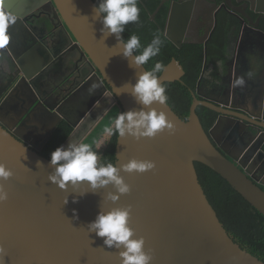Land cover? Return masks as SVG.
<instances>
[{"label": "water", "instance_id": "95a60500", "mask_svg": "<svg viewBox=\"0 0 264 264\" xmlns=\"http://www.w3.org/2000/svg\"><path fill=\"white\" fill-rule=\"evenodd\" d=\"M259 1L256 0V4ZM30 3L36 5L30 12L24 4L22 12L7 4L18 14L16 24L22 23L23 27H9L10 40L0 48L4 50L0 62L5 68L20 67L22 71L1 94L5 98L0 104V112L20 94L23 86L32 87L34 79L44 75L57 61L61 60L63 70L70 69L71 65L77 67L79 62H86L87 68L81 69L79 76L71 78L68 87L61 82L54 89L51 94L57 98L54 105L45 100H34L15 129L0 117V163H5L14 172L11 178L3 181L9 191V199L0 203V245L6 250L4 264H121L119 251L106 248L104 238L89 232L87 227L101 206L110 208L117 205L131 206V227L137 236L145 238V248L153 255L151 264H264L229 234L210 203L195 166V162H201L215 170L264 214V189L248 175L246 166L241 164L240 168L214 145L197 113L198 106L203 104L224 114V106L227 105L223 102L209 103L194 95L186 120L167 101L157 103L153 107L165 111L175 122L173 133L165 130L155 138L140 140L118 135L115 163L123 164L133 158L148 159L155 161L156 167L144 173L122 171L131 185V192L122 195L116 205L105 199L109 191L115 190L112 185L97 190L87 189L86 185L77 190L71 187L62 190L49 181L52 171L50 158L41 151L62 120L73 128L63 143L66 145L69 140L81 142L90 133L88 129L91 128L80 130L92 117V109L103 92H107L123 111L140 108L141 105L129 93L119 88L127 82L135 83L138 73L148 69L146 66L140 69L129 66V61L118 54L120 47L116 46L115 34L104 38L102 23L93 18L97 6L94 0H29ZM39 7L50 14L41 19V15H36ZM254 10L264 15V9L257 7ZM181 20L183 17L179 18L174 5L166 36L177 46L182 44L172 32L180 30ZM25 29L48 50L47 58L34 59L35 49L20 57L17 52L15 57L14 45L16 48L25 45L20 36L26 32ZM75 49L80 54L78 60L74 58ZM206 63L207 59L202 76ZM184 74L183 65L173 57L158 77L161 83L175 82ZM94 81L98 83L99 90H92L86 101H78L77 98ZM75 99L80 106L75 105L76 113L72 115L69 104ZM254 103L252 100L251 105ZM39 111L45 117L55 118L41 146L18 132V128L29 121V116ZM243 114L245 154H254L257 150L262 156L264 136L254 141L255 131L261 124L254 122L255 114L249 110L243 109ZM38 161L43 165L38 166ZM66 197L68 202L64 203Z\"/></svg>", "mask_w": 264, "mask_h": 264}, {"label": "flooded vegetation", "instance_id": "af4514ba", "mask_svg": "<svg viewBox=\"0 0 264 264\" xmlns=\"http://www.w3.org/2000/svg\"><path fill=\"white\" fill-rule=\"evenodd\" d=\"M156 2H158V7L151 11L152 19L156 18L161 8H166L165 5H167L165 36L168 32L169 17L174 5L179 13V18L183 17L180 22V30L172 32L182 45L177 46L166 36L169 41L179 48H182L186 43L195 46L202 45L203 47L202 70L207 59L206 71L203 76L201 71L195 86L190 89L193 100L195 95L201 101L209 103L220 101L227 105L224 106V114H220L203 104L198 106V108L210 109L217 114L213 124L207 125L203 122L211 141L240 168H242L241 164L246 166L245 170L248 171V175L264 189V155L259 156L257 150L254 154H245V143H243L245 141L243 109L255 114L254 122L261 124L258 125L260 129L255 131L254 141L264 136V120L262 119L264 118V15L254 10L257 7L264 9V0H260L258 4H256V0L138 1L143 5L142 10L146 11ZM48 14L50 13L41 7L36 10V15H41V19L46 18ZM186 18L188 19L185 20ZM16 23L11 27L17 25ZM22 27V23L17 25V29ZM220 32L222 33L218 38ZM39 33L41 34V30ZM65 41L66 38L64 43ZM14 46V55L17 57V52L20 50L16 48V45ZM3 51L0 49V59L4 57V54L1 53ZM61 65V60L57 61L44 75L34 79L32 87L25 85L24 88L23 86L26 91H23L22 88L20 94L13 97L1 110V112H8L10 118L4 120L14 129L18 126L16 125L18 121L23 119V114L34 100H45L53 105L56 103L57 98L52 97L51 94L61 82L64 83L63 78H57L59 74L56 69L58 67L62 69ZM21 71L20 67L5 68L0 62V104L5 98V95L1 97V94ZM61 71L63 72V70ZM249 74L251 75L249 76ZM241 76L245 78V86L233 87V81ZM17 80H19V76H17ZM23 83L21 82V84ZM68 86L69 84H67ZM22 94H24V98ZM252 100H255L254 105H251ZM28 120L27 123H23L18 128V132L27 137L33 144L41 146L44 136L49 134L55 118L53 116L45 117V114L39 111L33 112ZM32 121H40L43 130ZM63 122L66 121L62 120L54 130L52 137ZM50 140L42 149V154H44L45 147Z\"/></svg>", "mask_w": 264, "mask_h": 264}, {"label": "clouds", "instance_id": "9594fccd", "mask_svg": "<svg viewBox=\"0 0 264 264\" xmlns=\"http://www.w3.org/2000/svg\"><path fill=\"white\" fill-rule=\"evenodd\" d=\"M93 18L102 23L101 32L105 39L115 34L116 46L120 47L118 54H122L129 61L130 67L140 69L160 53L164 41L159 33L147 46L141 44L136 34H131L126 40L122 35L127 25L139 22L138 0H98ZM17 19L18 14L7 6L6 0H0V48L9 43L8 29L17 22ZM163 71L164 63L157 61L151 70L139 72L135 83L127 82L119 88L129 93L141 107L122 111L114 119V126L105 129L109 137L118 134L119 137L131 136L140 140L155 138L165 130L169 133L175 131V122L168 118L167 113L153 107L157 103H166L168 99L166 88L157 75ZM245 83V78L241 76L233 81L232 86L243 87ZM96 87L98 85L93 84L89 91ZM37 165H43V162L38 161ZM49 166L52 168L48 176L49 181L62 190L70 187L77 190L81 185H86L87 189L97 190L112 185L115 190L109 191L105 199L116 205L122 195L131 192V185L121 172L144 173L154 169L156 163L153 160L136 158L123 164L103 162L100 154L94 151L89 143L69 140L66 145H60L51 153ZM13 175L11 168L5 163H0V203L9 199V191L3 181H7ZM67 202L68 197L64 203ZM130 218L131 206L117 205L110 208L101 206L96 218L88 224V231L104 238L103 244L106 248L118 250L121 264H151L153 255L145 248V238L137 236L131 227ZM5 251L3 245H0V264H4Z\"/></svg>", "mask_w": 264, "mask_h": 264}, {"label": "trees", "instance_id": "16d2710c", "mask_svg": "<svg viewBox=\"0 0 264 264\" xmlns=\"http://www.w3.org/2000/svg\"><path fill=\"white\" fill-rule=\"evenodd\" d=\"M94 1L96 4L98 3V0ZM138 6L140 8L139 22L127 25L123 37L126 40L131 34H136L139 36L141 44L147 46L156 34L161 35L164 43L160 53L151 58L145 66L151 70L157 61H162L166 66L173 57L181 62L185 70L183 78L175 82L166 81L162 84L166 88L167 102L180 117L186 120L193 102L190 89L195 86L202 71L203 47L186 43L182 48H179L166 38L164 30L167 5H165L166 8H161L159 15L154 19L151 18V11L158 7V2L150 6L147 11L142 10L143 5L140 3ZM161 73L157 75L159 76ZM197 113L201 117L202 123H207V125L213 124L217 118V114L210 109L200 107L197 109ZM72 129L70 124L63 122L46 145L43 155L50 158L51 153L65 142ZM100 136V133H96L92 141L97 142ZM117 137L118 134L111 136L100 153L101 161L116 162ZM195 166L205 193L229 234L243 249L264 262V214L215 170L201 162H195Z\"/></svg>", "mask_w": 264, "mask_h": 264}, {"label": "crops", "instance_id": "0c3cea01", "mask_svg": "<svg viewBox=\"0 0 264 264\" xmlns=\"http://www.w3.org/2000/svg\"><path fill=\"white\" fill-rule=\"evenodd\" d=\"M6 4L13 6L19 12H22L25 9V6H27V8L29 7V10H28L29 12L32 11L33 6H36L32 3L29 4V0L24 1V3L22 2V0H6ZM27 30L28 29H25L26 32L21 33V35H20L21 41L25 42V45H21V47L19 48V50H20L19 57L21 56V54L24 55V53L29 52V51H30V53H32L34 51L33 49H35V52L33 54L34 59L39 61L42 58H47L48 57V53H47L48 50L43 45H41L40 43H37V41L32 38L31 34L28 33ZM74 58H75V60H78V58H80V54L76 49H75ZM83 68H87L86 62H79V66H77V67L75 65H71L70 69H66V70H63V69L58 67V69H56L58 74H59L57 78H59V79L63 78L64 83L69 84L72 81L71 78H73L75 76H79L78 72ZM61 70H63V72ZM94 82L95 83H93V84L98 85V83L96 81H94ZM93 84H91L88 89L86 88L85 92H83L81 94V96H79L77 98V100L81 99V101H86L87 97L92 93V91L90 92L89 90L92 88ZM80 85H81V80L79 81V87H80ZM94 90H99V85ZM96 93H98V91ZM78 101H76V99H75L74 101L71 102V104H69L70 105V108H69L70 114L74 115L76 113L75 112V109H76L75 105L77 104L78 106H80L78 104ZM92 111H93L92 117L89 120L85 121L80 132H82L88 128H91L90 130L88 129V131L90 133H88V135L82 140L83 142H85L90 136H92V138H93V136L96 133L101 134L100 139L97 142L99 147H96V149L94 150L100 154L102 152V150L105 148L106 144L109 142V139L111 138L107 135V133L105 131V129H106V127H104L105 121L108 119L107 122L110 121L111 127H113L114 126V119L121 113V109H120L119 105L113 101V99L110 97V95H108L107 92H103L101 97L98 99L97 103L94 105V108L92 109ZM0 117L3 119H9L10 118L8 112H3V111L0 113ZM32 122L34 124L38 125V127L41 130H43V128H42L43 126L40 123V121H32ZM110 122L108 124H110ZM77 140H78V138H77ZM72 142H75V141L73 140ZM77 143H79V141ZM97 143H96V145H97Z\"/></svg>", "mask_w": 264, "mask_h": 264}, {"label": "rangeland", "instance_id": "374dc122", "mask_svg": "<svg viewBox=\"0 0 264 264\" xmlns=\"http://www.w3.org/2000/svg\"><path fill=\"white\" fill-rule=\"evenodd\" d=\"M112 118V117H111ZM108 120V119H107ZM107 120L105 121V125H104V127H106V128H108V127H111V122H110V124H108L109 122H107ZM108 124V125H107ZM97 142H98V140H97ZM97 142H95V141H92V137H89L86 141H85V143H89L90 145H92V148H93V150H95L96 149V147H97V145H98V143ZM96 143H97V145H96ZM96 145V146H95Z\"/></svg>", "mask_w": 264, "mask_h": 264}]
</instances>
